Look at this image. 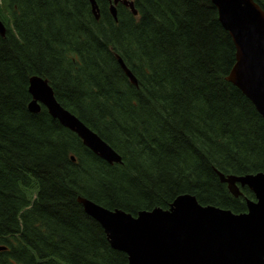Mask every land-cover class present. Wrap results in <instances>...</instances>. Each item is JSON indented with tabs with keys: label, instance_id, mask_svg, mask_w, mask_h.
<instances>
[{
	"label": "trees",
	"instance_id": "obj_1",
	"mask_svg": "<svg viewBox=\"0 0 264 264\" xmlns=\"http://www.w3.org/2000/svg\"><path fill=\"white\" fill-rule=\"evenodd\" d=\"M133 1L138 14L120 2L116 20L111 0L99 18L89 0H0V264H128L79 196L133 215L181 194L235 213L255 199L218 174L264 171V119L227 80L236 48L217 7ZM34 75L122 161L31 112Z\"/></svg>",
	"mask_w": 264,
	"mask_h": 264
},
{
	"label": "water",
	"instance_id": "obj_2",
	"mask_svg": "<svg viewBox=\"0 0 264 264\" xmlns=\"http://www.w3.org/2000/svg\"><path fill=\"white\" fill-rule=\"evenodd\" d=\"M89 1L99 18L97 0ZM120 2L138 14L133 0H111L110 10L116 20ZM212 2L236 48V62L227 80L252 101L264 119V9L255 0ZM0 33H6L1 19ZM118 59L137 85L135 75L121 57ZM29 92L31 112L38 113L44 105L52 117L76 133L95 154L111 164L122 161L112 146L57 100L47 79L32 76ZM218 174L236 197L242 195L241 187L253 191L255 199L247 200L246 212L202 205L192 194L177 196L167 209L155 207L136 215L106 208L86 197L79 196L77 200L101 224L110 245L127 254L128 264H264V171Z\"/></svg>",
	"mask_w": 264,
	"mask_h": 264
}]
</instances>
